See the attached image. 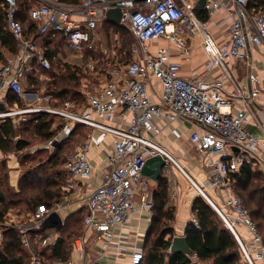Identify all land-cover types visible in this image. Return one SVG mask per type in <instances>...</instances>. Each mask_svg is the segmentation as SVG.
<instances>
[{
	"label": "built area",
	"instance_id": "built-area-1",
	"mask_svg": "<svg viewBox=\"0 0 264 264\" xmlns=\"http://www.w3.org/2000/svg\"><path fill=\"white\" fill-rule=\"evenodd\" d=\"M0 2L4 7L6 29L19 44V50L8 53L0 63V102L4 106L0 109V121L10 119L15 126L23 120L19 116L29 112L57 117V125L52 127L54 135L46 141L48 146L63 140L76 125L86 128L78 149L64 164L66 175L60 198L69 205L85 208L82 225L91 230L93 240L102 251L110 249L115 230L127 222L133 211L142 209L149 216L153 214L154 202L149 189L153 181L140 173L147 157L160 154L165 160L164 168L174 165L187 176L157 138L165 120L188 121L189 142L199 153L205 169L204 180L200 185L192 182L193 187L203 198L204 189L215 192L221 206L217 207L213 201L212 204L234 235L242 263L264 264L262 236L234 186L235 174L244 162L257 167L264 177V128L260 134L248 128L252 119L250 107L258 104L264 90L263 78L252 71L254 65L248 46L259 45L264 49V10L249 9L248 0H205L204 18H200L194 12V0H82L78 4L29 0L26 19L22 21L18 0ZM112 8L120 10L118 24L128 25L134 36L130 53H141L140 57L125 63V78L106 79L98 90L83 93V103L74 99L58 103L45 90L41 94L28 93L34 77L49 83L59 72L53 70L44 48L27 36L26 22L34 28L37 37L61 34L66 46L81 54L84 49H94L89 30L96 29ZM217 13H220L218 19ZM209 24L217 28L221 41L217 42L210 35ZM197 34L206 59L203 69L193 77L181 75L180 64L172 61L168 46L149 52L146 44L164 38L180 54L188 56V39ZM31 55L33 63L28 61ZM237 61H244L248 68L244 84H239L233 74ZM52 72L50 78L48 73ZM152 80L161 86L157 100L148 92ZM10 93L23 101L20 107L16 102L8 103ZM28 99L32 102L28 103ZM118 107L120 111H116ZM260 110L264 114V108ZM127 114H130L127 121L117 122V115ZM94 130L113 137L112 150L107 154L111 167L103 174L99 185L86 191L85 183L92 176L89 151ZM232 147L237 149L236 155ZM71 193L82 194L80 200L71 197ZM136 197H139L138 203ZM62 207L59 200L40 205L18 225L4 218L0 222V249L2 228H15L21 247L30 257L28 264H45L47 260L41 249L54 244L59 233L45 232L42 222L52 211L59 213ZM190 221L194 227H199L194 215ZM237 225L246 228L248 242H243L236 233ZM83 242L84 236L78 235L73 241V250L81 253ZM143 258V250L134 249L128 263L141 264ZM49 264H76V261L51 259ZM82 264H97V261L87 260Z\"/></svg>",
	"mask_w": 264,
	"mask_h": 264
},
{
	"label": "crops",
	"instance_id": "crops-1",
	"mask_svg": "<svg viewBox=\"0 0 264 264\" xmlns=\"http://www.w3.org/2000/svg\"><path fill=\"white\" fill-rule=\"evenodd\" d=\"M80 1V0H77ZM82 1V0H81ZM194 12L200 18H204L202 9H197L195 7L198 0H194ZM29 0H21L22 6L28 9ZM220 13H217L215 17L218 19ZM30 23L26 22L27 30L26 34L29 37H32L38 44H40L47 55L51 60L53 70L62 72L63 66L65 63L70 65H76L82 68L83 71H94L99 65L98 62L110 58H117L122 64L118 70H110L111 76L109 78L121 79L125 78V63L132 58H138L141 56V53L131 54L128 46V39L126 36L121 35L119 32L114 31V28L120 27V25L111 20L99 21L97 28L94 30H89V39L94 42V49H84L83 53H75L70 50L66 44L63 35L56 34L53 37H37V33L34 28L29 27ZM106 26V27H105ZM111 33L109 40L102 39L107 36L108 32ZM208 31L217 42L221 41L219 36V31L214 26V24L208 25ZM133 35V34H132ZM132 38V37H131ZM128 40V41H127ZM134 40V36L132 41ZM109 42V43H108ZM112 42V43H111ZM190 53L188 56H184L178 52L176 47L166 41L164 38H159L157 40L148 41L147 47L149 52L155 51L157 48L166 47L170 48L171 59L174 62L180 64V73L184 77H193L196 73L203 69V64L206 59V55L201 46L200 36L194 35L188 39ZM112 44L109 46L108 44ZM19 50V44L15 41L14 51L10 50L6 44L0 40V63L4 60V57L8 53H15ZM248 54L254 65L252 71L258 72L259 75L263 78L264 83V49L259 45H249ZM73 61L69 60V57ZM123 59V60H122ZM28 61L34 62V58L31 55L28 58ZM248 68L244 61H237L234 63L233 74L237 79L239 84H244L246 82ZM47 75V73L43 72ZM41 75L37 74L36 76ZM50 75V73H48ZM54 77H52L53 79ZM211 78V75L208 76V79ZM51 79V80H52ZM48 82L40 79H33L32 84L29 88H34V90L28 92L35 94H41L46 90ZM29 88L27 90L29 91ZM45 88V89H44ZM82 96L85 93V89L80 90ZM149 95L153 100L159 99L161 94V86L157 81L152 80L149 87ZM33 97V96H32ZM258 104H252L251 114L252 119L251 123L248 125V128L254 134H260L261 129L264 128V114L261 112V108H264V90L261 96L258 98ZM116 111H120V108H116ZM130 114H127L124 117L116 116L117 122L128 120ZM188 121H166L163 123V129L161 134L158 136V141L165 145L167 149L171 152L175 160L178 162L180 167L186 172L187 176L197 185H200L205 178V169L200 163V155L197 151L192 148L191 143L189 142V135L191 133V128ZM86 131V128H85ZM94 141L91 144L89 151V159L92 164V176L85 183L86 191L94 189L102 180V176L110 169V164L107 161V154L112 150V141L113 137L110 134H106L97 130L93 131ZM66 138V137H65ZM78 147L76 148V150ZM75 150V151H76ZM74 151V152H75ZM197 157L195 160L194 157ZM164 183L166 185V199L164 208L172 207L173 208V219L169 222V226L173 229L172 235H184V229L186 223L190 220L193 215L192 212V203L197 196H201L199 192L193 187L192 181L185 176L177 167L169 164L167 167L163 168L162 175ZM153 183L151 189L154 191L157 188L156 182ZM150 183V184H151ZM206 195L212 199L214 203H221L215 197V192L209 188L204 189ZM71 197L74 199L80 200L82 194L71 193ZM63 207L60 209L59 214L65 221L66 217L79 209L85 211L84 207H79L77 205H69L68 201H65L62 198H58ZM139 202V197H136V203ZM6 218V217H5ZM82 233L80 235L84 236L83 250L82 252H76L70 250L68 258H73L76 261V264H82L87 260L95 259L97 264H129V256L134 249H144L149 243L152 234L149 235L152 229V216H149L146 210L137 209L132 212L128 220L124 225L115 230V236L112 239V245L107 251H102L99 247V243L93 240V234L91 230L86 229L82 225ZM235 231L243 242L249 241V234L246 228L243 225H237ZM47 232V231H45ZM55 232V231H54ZM232 233V232H231ZM169 237V234L165 236V239ZM49 247V246H48ZM51 247V245H50ZM50 249H47L49 253ZM188 255V254H187ZM192 262H199L200 264H211V260H197L195 255H188ZM67 258V259H68ZM50 261L47 260L45 264H49Z\"/></svg>",
	"mask_w": 264,
	"mask_h": 264
},
{
	"label": "trees",
	"instance_id": "trees-1",
	"mask_svg": "<svg viewBox=\"0 0 264 264\" xmlns=\"http://www.w3.org/2000/svg\"><path fill=\"white\" fill-rule=\"evenodd\" d=\"M64 3L78 4L81 2L77 0H60ZM19 3V2H18ZM19 6H22L19 3ZM23 10L20 8V19L24 21L26 19L27 8L23 6ZM249 9H261L264 10V0H248ZM3 22V23H2ZM0 40L8 46V48L14 51L15 40L11 37L6 29L4 7L0 2ZM31 27V25H29ZM5 30V31H4ZM62 72L54 74L53 79L48 83L46 92L58 103L66 99H74L75 95L82 98L84 97L81 92L77 90L79 84V78L85 74L81 67L76 65H70L65 63L62 67ZM9 104L14 102L21 103L20 98L15 94L10 93L7 99ZM48 115L39 114L34 117V128L36 134L44 140L50 139L54 135L52 131L53 121L48 119ZM83 129L85 133V127L82 125H76L71 131L76 128ZM71 131L67 134L69 135ZM15 137V128L10 119L0 121V150L9 152L11 150H21L27 144L23 139H17L13 143ZM64 140V139H63ZM29 175L28 173L22 174L18 179V185L21 184L24 177ZM63 181V180H62ZM50 181L47 180V183ZM157 188L152 191L151 197L154 202L153 214H152V229L149 235L152 234L151 239L146 247L149 248L144 253V258L141 264H200L199 262H192L191 258L182 252L170 253L168 251L171 239L173 237V229L169 226V222L173 219V208H164L166 199V185L163 177L160 176L156 181ZM234 186L240 191L238 193L244 200L246 206L250 211V216L255 222L264 242V177L261 171L251 167L249 163H242L239 170L235 174ZM237 191V190H236ZM21 192L19 188L18 193ZM238 192V191H237ZM14 193L6 195L1 189L0 185V222L6 217V213L10 208L12 202V196ZM20 194V193H19ZM62 194L61 185L58 191H54L44 187L41 191L40 197H38L35 206L49 205L51 202L57 200ZM20 200L25 201L24 197L19 196ZM17 199V200H19ZM15 203V202H12ZM35 210V209H34ZM33 210V211H34ZM193 215L197 218L199 227L196 228L189 220L184 229V235L186 236L187 243L192 250L191 255H195L197 260H211V264H238L240 262V249L239 245L231 233V231L225 226L216 211L207 203V201L197 196L192 203ZM78 214H81L79 217ZM85 211L79 209L70 213L63 226L60 229L59 236L55 243L51 247L46 246L41 249V253L46 260L57 259L66 260L69 255V241L68 235H62L65 227L70 228L71 222L83 221ZM2 237L5 238L4 247L0 249V264H25V256L22 255L23 248L20 245L18 232L15 228L3 227ZM71 231H74L73 229ZM169 234V237L165 239V236ZM74 241V240H73ZM73 244V242H72ZM145 247V248H146ZM44 248L50 249L49 253H44ZM46 249V252H47ZM143 250V249H142ZM243 264V263H242Z\"/></svg>",
	"mask_w": 264,
	"mask_h": 264
},
{
	"label": "rangeland",
	"instance_id": "rangeland-1",
	"mask_svg": "<svg viewBox=\"0 0 264 264\" xmlns=\"http://www.w3.org/2000/svg\"><path fill=\"white\" fill-rule=\"evenodd\" d=\"M18 2L21 3V0H18ZM20 8L21 10L24 9L23 6H20ZM2 23L0 24V26L2 25ZM114 31L119 32L121 35L126 36L127 38L129 37L130 39H128L129 41L127 40V47H130L134 40L132 41L133 35L128 25L116 27L114 28ZM107 32L108 37L105 36L102 41L110 39L111 33L108 29ZM111 43L108 45L112 46ZM70 58L71 55L69 57V60ZM70 61H73V59L71 58ZM120 61L117 58H110L109 60L104 59L98 62L99 65L94 71H84L85 74L79 78L77 90L80 91L83 88L87 93H93L94 91L98 90L103 85L104 81L111 76L110 70L120 69V66L122 64ZM52 75L53 72L50 73V78L52 77ZM34 89L35 87L29 88V91H32ZM74 99L78 102H82V98L78 95H75ZM30 101L32 102V99L27 100L28 103H31ZM18 106L20 107L21 104L18 103ZM36 115L38 114H35L34 112L23 113L19 116L23 120L19 123H16V125L14 126L15 137L13 138V143L15 142V140L21 138L27 142L24 148H22L21 150H11L9 152L0 150L1 189L5 192L6 195L9 196L10 193H14L11 199L12 202H15H11V206L5 216L7 221H13L16 225L26 221L29 213L40 206H35V203L37 202L38 197H40L41 191L44 187H47L48 189L54 191H58L60 189L62 180H64L66 175L64 164L69 156L74 153V151L84 138L83 129L78 127L75 130L71 131L69 135H66V138H64V140H60L56 144L48 146L46 144V140L39 137L35 132L36 130L34 128V117ZM48 117V119H51L53 121L52 127L56 126L57 117L52 115H48ZM194 158L195 160H197L196 156ZM2 160H5L4 167H2L1 164ZM254 168L258 170L257 167ZM23 173H28L29 175H26L21 184L18 185V179ZM47 180L50 182L47 183ZM152 187L153 183L150 184L149 189L151 190ZM19 188L21 189V192H19L20 194L18 193ZM235 189L238 191V193H240L237 187H235ZM19 196L24 197L25 201L20 200ZM215 205L217 207H220L217 203H215ZM78 215L79 217H81V214ZM71 225L72 226L70 228H67V230L65 227V230L62 234L66 236L68 232L70 233L68 235L69 253L70 250H72L73 240L83 231L82 222L80 220H78L77 222H71ZM72 229L74 231H71ZM46 231L50 234L54 233L53 229H46ZM4 244L5 238L2 237V248L4 247ZM148 248L149 245L148 247L143 249V252L145 253ZM46 249L47 248H44L43 252L47 254L48 252H46ZM22 255L25 256V264H28L30 261L28 253L23 250ZM240 262H242L241 256Z\"/></svg>",
	"mask_w": 264,
	"mask_h": 264
},
{
	"label": "water",
	"instance_id": "water-1",
	"mask_svg": "<svg viewBox=\"0 0 264 264\" xmlns=\"http://www.w3.org/2000/svg\"><path fill=\"white\" fill-rule=\"evenodd\" d=\"M204 3L205 0H198L195 7L197 9H202ZM105 16L107 20H111L113 22L118 23L120 19V10L118 8L109 9L106 12ZM3 108L4 106L0 102V109ZM232 150L234 151V155H236L237 149L235 147H232ZM1 164L2 167H4L5 160H2ZM164 166H165V160L163 159V157L160 154H154L152 156L147 157L144 160L140 169V173L142 176H145L150 180H152L153 182H156L158 178L162 175ZM188 178L190 179V177ZM203 196L209 205L212 204V201L208 198V196H206L205 194ZM212 205L213 207L211 205L210 206L216 211L218 215H220L217 207L214 204ZM62 226H63V219L61 218L60 214L57 211H52L48 216L44 218L42 222V228L45 230L53 229L55 232H59ZM168 251L170 253L182 252L188 255L192 254V250L187 243V239L185 235H173ZM238 264H242V263H238Z\"/></svg>",
	"mask_w": 264,
	"mask_h": 264
},
{
	"label": "bare ground",
	"instance_id": "bare-ground-1",
	"mask_svg": "<svg viewBox=\"0 0 264 264\" xmlns=\"http://www.w3.org/2000/svg\"><path fill=\"white\" fill-rule=\"evenodd\" d=\"M193 182V181H192ZM212 201V200H211Z\"/></svg>",
	"mask_w": 264,
	"mask_h": 264
}]
</instances>
